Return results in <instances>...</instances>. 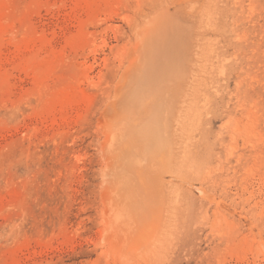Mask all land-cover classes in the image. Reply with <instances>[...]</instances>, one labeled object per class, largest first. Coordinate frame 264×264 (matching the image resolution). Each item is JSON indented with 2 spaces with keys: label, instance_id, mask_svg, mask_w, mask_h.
I'll use <instances>...</instances> for the list:
<instances>
[{
  "label": "rangeland",
  "instance_id": "1",
  "mask_svg": "<svg viewBox=\"0 0 264 264\" xmlns=\"http://www.w3.org/2000/svg\"><path fill=\"white\" fill-rule=\"evenodd\" d=\"M184 1L0 0V264H264V0ZM153 15L204 53L189 47L167 96L172 141L138 167L149 142L119 122L147 113L137 116L135 97L122 109L124 92L106 105Z\"/></svg>",
  "mask_w": 264,
  "mask_h": 264
},
{
  "label": "bare ground",
  "instance_id": "2",
  "mask_svg": "<svg viewBox=\"0 0 264 264\" xmlns=\"http://www.w3.org/2000/svg\"><path fill=\"white\" fill-rule=\"evenodd\" d=\"M186 1V0H185ZM184 1V2H185ZM186 7V6H185ZM160 8V7H159ZM198 9V8H197ZM200 9V8H199ZM185 10V9H184ZM155 11V10H154ZM178 11V10H177ZM153 12V11H152ZM188 12H190V11H188ZM166 13H167V11H166ZM197 13V12H196ZM174 14V13H173ZM181 14V13H180ZM183 15V14H182ZM188 15H191V14H188ZM187 15V16H188ZM157 15H155V17H156ZM167 16V15H166ZM184 16V15H183ZM173 17V16H172ZM202 17V16H201ZM145 18V17H144ZM153 18H154V15H153ZM152 18V19H153ZM158 19L156 20L155 18L153 19L154 21H157V22H155L154 23V21L151 19V20H149L150 21V24H149V21L146 23L148 26H147V28L145 27V29L144 30H141V32H140V35H139V32H138V34H137V44L139 43V44H142V45H140L141 47H139V45H137V47H135L134 49H132L130 52H129V55H128V59H127V63H128V65L126 66V64H125V66L123 67V69H122V71H121V74H120V76H119V78H118V80H117V82H116V84H115V88H114V96H113V98L111 99V100H109V102L107 103V105H106V110L107 111H109V109L110 108H112V106H114V104H115V101L114 100H116V97H117V94H120V93H122L123 94V92L124 93H126L127 94V96H124L123 97V95H121L120 96V98H124L123 100H125V98H127L128 97V99H126L127 101H120L119 103H120V107H122V109L124 108V109H127V108H129L130 107V112H131V108L133 109V106L131 107L130 105V103H132V101L130 102V99L131 100H133V98L135 97V99L137 100H135V102L133 103L135 106V108H136V110H134V112H137V116L138 115H140V113H138V112H141L143 115L142 116H145L144 114L145 113H147L146 115H147V118H146V116H145V118L146 119H144V118H141L140 116H139V118H141V119H144V120H138V121H132V120H123V122H119V123H123V127H119V125L117 124V123H115L114 121V119H113V124L116 126V127H119V128H122V129H124L126 132L128 131V132H132V134H134V136L138 139V141H139V139H140V142L142 143V141L141 140H143V141H146L150 146H148V144H146V143H143V144H138L137 146V148L139 149V147L141 146V149H142V145H147L148 146V149H144V150H140V152L138 151V149L137 148H134L135 146H133L132 147V145H131V149H137V151H135L136 153H135V155L132 157L134 160H135V162H136V164H138V165H140L141 164V162H142V166L140 165V166H138V167H143V165L145 166L147 163H148V161H150L151 159H149V158H156L157 156H156V150L155 149H157V148H162V147H159V146H163V151H164V145H162L163 143H165V141L166 140H162L163 139V137H164V135H165V132H166V130H165V127H164V124H166L165 123V120H164V115H166L168 112H171L172 110V105H171V103H170V105L167 103V96H168V94H169V96H170V94L172 95V94H175V92H174V88L176 87V86H178V79H177V74H178V76H180V73L181 72H179V70H180V63H182L183 64V62L185 61V59L188 61L189 59H187L186 58V54L188 53V50L192 47H194L195 49H196V47L199 49V50H201V52H203L204 53V50L202 51V47H201V45L198 43H195V44H190L191 43V40L192 39H190V42H189V38H191L192 36L191 35H193V33L191 34H189L188 33V31H186L185 33L183 32V31H181V29L179 28V24L176 22V21H174V22H172V19H171V23H173V24H171L170 23V21L169 20H167V21H169V22H167L161 15L160 16H158L157 17ZM184 18V17H183ZM184 20V19H183ZM146 21V20H145ZM151 21H153V24L151 23ZM183 22V21H182ZM184 23V22H183ZM182 23V24H183ZM186 23V22H185ZM145 24V23H144ZM152 24V25H151ZM181 24V25H182ZM200 24V23H199ZM186 25V24H185ZM184 24H183V26H185ZM192 25V24H191ZM194 25V24H193ZM139 26V25H138ZM146 26V25H145ZM142 27V26H141ZM188 28H189V26H187ZM191 27V26H190ZM139 28V27H138ZM137 28V29H138ZM186 28V27H185ZM190 30H191V28H189ZM136 30V29H135ZM200 31H201V29H200ZM184 33V36H185V38H187V39H183V34L182 33ZM195 34V33H194ZM136 35V34H135ZM199 36V35H198ZM197 36V37H198ZM195 37V36H194ZM197 37H195V38H197ZM136 38V37H135ZM134 38V39H135ZM199 39V38H198ZM196 40V39H195ZM136 41V40H135ZM133 42H134V40H133ZM194 42V41H193ZM192 42V43H193ZM135 43V42H134ZM131 44V43H130ZM130 44H128V45H130ZM193 45V46H192ZM133 46H135V45H133ZM129 47V46H128ZM190 47V48H189ZM128 50L129 49H127V52H128ZM132 51H135L136 53H137V56H136V54H135V58H130V55L131 54H133L134 52H132ZM126 52V53H127ZM194 52V51H193ZM200 52V51H199ZM197 56V55H196ZM195 56V54H194V57H196ZM132 57H134V55H132ZM187 57H188V54H187ZM127 58V57H126ZM132 59V60H131ZM192 59V58H191ZM198 59V58H197ZM192 61V60H191ZM190 62V61H189ZM187 63V62H186ZM185 63V64H186ZM196 63V62H195ZM179 64V65H178ZM184 64V65H185ZM198 64V63H197ZM177 65L179 66V68L177 67ZM187 65V64H186ZM190 65V64H189ZM188 68L190 69L191 67H189L188 66ZM187 68V69H188ZM195 68V67H194ZM185 67H184V70H183V72L185 71V70H187ZM188 69V70H189ZM192 69H193V67H192ZM187 70V71H188ZM129 71H132V72H130V74H131V77L129 78L128 77V79L126 78V76H127V74L126 73H129ZM191 71V70H190ZM190 71H188L190 74H191V72ZM139 72H141L140 74L142 75V76H139L140 78L139 79H137L138 78V76L136 77H132V75H133V73H135V75H137L136 73H139ZM188 72H186V73H188ZM185 73V72H184ZM184 73H183V75H184ZM185 73V74H186ZM188 73V74H189ZM193 73V72H192ZM129 74V75H130ZM140 74H138V75H140ZM182 74V73H181ZM181 76L182 78L184 77V76ZM189 77V76H188ZM179 79H180V77H178ZM138 80V81H137ZM190 80V79H189ZM136 82L138 83L137 85H136ZM136 85V86H135ZM183 86V85H182ZM185 87V86H184ZM183 87V88H184ZM186 88V87H185ZM185 90V89H184ZM172 92V93H171ZM174 92V93H173ZM187 92V91H186ZM179 93V92H178ZM184 93V92H183ZM182 94V93H181ZM129 95V96H128ZM168 96V97H169ZM132 97V98H131ZM139 97V98H138ZM169 99L170 98H168V102H169ZM120 100V99H119ZM172 100V99H171ZM170 100V101H171ZM179 100H180V98H179ZM118 101V100H117ZM116 101V102H117ZM175 101H178L177 99L175 100ZM173 102V101H172ZM177 104H178V102H176ZM184 104V103H183ZM117 105V104H116ZM174 105V104H173ZM171 108H170V107ZM178 106V105H177ZM180 106H181V104H180ZM183 106V105H182ZM134 108V109H135ZM174 109H175V107H174ZM178 109V110H177ZM106 110H105V112H106ZM176 110H177V115H179V112L181 111L180 110V108H176ZM186 110V109H185ZM122 111V110H121ZM173 111H175V110H173ZM118 112H120V110L118 111ZM130 112H128V114L130 113ZM123 113H124V111H123ZM175 114L174 112H171V114ZM186 113V112H185ZM127 113H126V111H125V115H126ZM134 114H136V113H133L132 115L134 116ZM130 116H131V113L129 114ZM128 115V117L127 118H129V119H131L130 118V116ZM105 116V115H104ZM103 116V117H104ZM113 116V115H112ZM117 116V115H116ZM168 116V115H167ZM180 116V115H179ZM132 117V116H131ZM136 117V116H135ZM168 117H170V116H168ZM171 117H172V115H171ZM171 117H170V119H171ZM174 117V116H173ZM124 118V117H123ZM137 119H138V117H136ZM166 118V117H165ZM178 118V117H177ZM104 119V118H103ZM106 119V118H105ZM120 119V118H119ZM122 119V118H121ZM136 119V120H137ZM170 119H169V122H170ZM104 121V120H103ZM110 121H112V120H110ZM117 121V120H116ZM122 121V120H121ZM173 121H174V119H173ZM177 121V120H176ZM168 122V123H169ZM104 123V122H103ZM172 122H170V124H171ZM122 124H120V126H121ZM108 126L109 125H107V128H108ZM171 126V125H170ZM113 127V126H112ZM136 127V128H135ZM169 127V126H168ZM172 127V126H171ZM106 129V128H105ZM114 129V128H113ZM112 129V130H113ZM116 129V128H115ZM114 129V130H115ZM134 129H136L135 131H133ZM119 132H120V130L119 129H117ZM169 130V131H168ZM104 131V130H103ZM107 131H108V129H107ZM118 131H117V134H119L118 133ZM125 131L123 132L122 131V133H120V135L121 134H123V133H125ZM167 131L170 133V128L169 129H167ZM115 132V131H114ZM116 133V132H115ZM114 134V133H113ZM112 133H111V131L110 132H105V137H104V142H105V146H104V149L103 150H108L109 148H111L112 147V142H113V138H114V135H113ZM173 134V133H172ZM169 135V134H168ZM119 136V135H118ZM118 136H116V137H118ZM126 136V135H125ZM130 136V135H129ZM172 136V135H171ZM119 137H122L123 138V140H125L124 139V134H123V136H119ZM118 137V138H119ZM170 137V136H169ZM168 139V136H167V134H166V136L164 137V139ZM171 138V137H170ZM120 139V138H119ZM130 139V138H129ZM132 139V138H131ZM121 140V139H120ZM123 140H121L122 142H123ZM172 141L171 139H168L167 141ZM119 141V140H118ZM126 141V140H125ZM134 141H136L135 140V138H134ZM120 142V141H119ZM121 142V143H122ZM128 142V141H127ZM114 143H116V141H114ZM125 143V142H124ZM167 143V142H166ZM172 143V142H171ZM174 143V142H173ZM117 144V143H116ZM167 144H170V143H167ZM110 145H111V147H110ZM118 145V144H117ZM130 145V144H129ZM140 145V146H139ZM115 147H116V145H114ZM146 146V147H147ZM165 146H166V144H165ZM121 147V146H120ZM145 147V146H144ZM174 147V146H173ZM171 148L170 146H169V148H167V149H173L174 150V148ZM118 148V147H117ZM151 149V150H150ZM167 149H165V150H167ZM111 150V149H110ZM114 150H116L117 151V149H114ZM146 150V151H145ZM109 151V150H108ZM108 151H107V154H108ZM155 151V152H154ZM161 151V150H160ZM170 151V150H169ZM124 153H125V151H123ZM162 152V151H161ZM161 152H160V154H161ZM165 152V151H164ZM172 152V151H171ZM175 151H173L172 153H174ZM114 153V152H113ZM117 153V152H116ZM118 153H119V151H118ZM134 153V152H133ZM154 153H155V155H154ZM106 154V153H105ZM111 154V153H110ZM126 154V153H125ZM165 154V153H164ZM115 155V154H114ZM127 155V154H126ZM126 155H125V157L124 158H131V157H129V156H131V155H129V156H127L126 157ZM154 155V156H153ZM106 156H109V154L108 155H106ZM121 156V155H120ZM160 156V158L162 159V155H159ZM165 155H163V157H164ZM170 156V155H169ZM176 155H174L173 157L172 156H170L169 158H174ZM113 157V156H112ZM111 157V158H112ZM120 158V157H119ZM127 158V159H128ZM166 158V157H165ZM164 158V159H165ZM176 158V157H175ZM121 159V158H120ZM119 159V160H120ZM123 159V158H122ZM149 159V160H148ZM167 159H168V157H167ZM109 160V159H108ZM131 159H129L128 161H130ZM148 160V161H147ZM154 160V159H153ZM153 160H151L149 163H151ZM156 160V159H155ZM170 159H168V161H169ZM174 160H178V159H174ZM118 161V160H117ZM121 161V160H120ZM125 161H126V159H125ZM127 161V162H128ZM145 161V163H143ZM146 161H147V163H146ZM165 161V160H164ZM171 161V160H170ZM122 162V161H121ZM120 162V163H121ZM123 162H124V159H123ZM122 162V163H123ZM154 162V161H153ZM156 162V161H155ZM158 162V161H157ZM156 162V163H157ZM172 162V161H171ZM128 163H131V161L130 162H128ZM148 163V164H149ZM155 163V164H156ZM170 163V162H169ZM152 164V163H151ZM151 164L150 165H146V166H151ZM154 164V163H153ZM172 164H174L173 162H172ZM175 164H177L176 162H175ZM178 164H179V162H178ZM123 165V164H122ZM125 165V164H124ZM133 165H135V163L133 164ZM161 165V164H160ZM167 165H169V164H167ZM128 166V165H127ZM145 166V167H146ZM154 166H156V165H154ZM157 166H158V164H157ZM175 166V165H174ZM173 166V167H174ZM179 166V165H178ZM114 167V166H113ZM125 167V166H124ZM128 167H131V165L130 166H128ZM135 167H137V166H134V168ZM152 167V166H151ZM150 167V168H151ZM168 167V166H167ZM176 167V166H175ZM105 168L107 169V166L105 165ZM112 168V167H111ZM118 168V167H117ZM133 168V169H134ZM148 169H149V167H147ZM170 168H172V166L170 167ZM120 169V168H119ZM123 169V168H122ZM121 169V170H122ZM155 169H156V167H155ZM161 169V168H160ZM159 169V170H160ZM167 169H169V168H167ZM177 169V168H176ZM176 169H174L173 168V172H174V170H176ZM108 170H110L109 168H108ZM111 170H113V168L111 169ZM115 170H118V169H115ZM132 170V169H131ZM143 170H146V169H143ZM159 170H157V171H159ZM105 171V170H104ZM107 171V170H106ZM120 171V170H119ZM169 171H171L172 172V170L170 169ZM109 172V171H108ZM115 172V171H114ZM117 172V171H116ZM127 171L125 170V172L123 171V173H126ZM171 172H169V173H171ZM110 173V172H109ZM123 173H122V175H123ZM129 173V172H128ZM161 173H164L163 171H161ZM127 174V173H126ZM125 174V175H126ZM132 174V173H131ZM148 174L149 173H147L146 175L148 176ZM150 174H151V172H150ZM154 174H155V172H154ZM166 174V173H165ZM172 174V173H171ZM111 175H112V172H111ZM116 175V174H115ZM122 175H121V177H122ZM151 175H153V173L151 174ZM161 175V174H160ZM173 175V174H172ZM120 175L118 174L117 175V177H119ZM124 176V175H123ZM142 176V175H141ZM140 176V177H141ZM147 176H146V180H148L147 179ZM163 176V175H162ZM165 176V175H164ZM174 176V175H173ZM105 177V176H104ZM113 177L115 178V176L113 175ZM130 177H134V175H132V176H130ZM137 177V176H136ZM136 177H134V178H130V179H135ZM145 177V176H144ZM155 177V176H154ZM157 177V176H156ZM155 177V178H156ZM126 178V177H125ZM152 178V177H151ZM170 178V177H169ZM173 178V177H172ZM113 179V178H112ZM111 179V180H112ZM119 179H121V178H119ZM166 179V178H165ZM113 180H115V179H113ZM122 180H124V181H122ZM122 182H126L125 181V179L124 178H122ZM126 180H128V175H127V179ZM138 180V179H137ZM142 180H144V178H142ZM163 180V179H162ZM117 181V180H116ZM121 181H118V182H121ZM131 181V180H130ZM145 181V180H144ZM151 182H152V180H150ZM170 181V180H169ZM108 182H111L110 180L108 181ZM117 182V183H118ZM146 182V181H145ZM144 182V183H145ZM183 182V181H182ZM129 183V187L130 186H136V185H138V184H136L135 183V181L133 182V183H135L134 185H130V183L131 182H128ZM133 183H131V184H133ZM148 182H146V184H147ZM154 183V182H153ZM165 183H167V182H165L164 181V184ZM112 184H115V182L114 183H112ZM123 183H121V185H122ZM156 184V183H155ZM154 184V185H155ZM163 184V183H162ZM107 185V184H106ZM117 186H116V188L118 187V186H120V184L118 185V184H116ZM126 185H128V184H125V186H123V187H125L126 188ZM140 185V184H139ZM114 186V185H113ZM135 186H134V188H135ZM166 186V185H165ZM191 186V185H190ZM115 187V186H114ZM129 187H127L128 189H131V188H129ZM136 187H138V186H136ZM140 187V186H139ZM149 187H150V185H149ZM111 188V187H110ZM126 188V189H127ZM133 188V189H134ZM169 188V187H168ZM120 189V188H119ZM122 189V188H121ZM132 189V191H131V193L132 192H136L137 193V190L136 191H134ZM136 189V188H135ZM139 190H141V189H139ZM138 190V191H139ZM119 191V190H118ZM121 191V190H120ZM147 191H148V189H147ZM167 191H169V190H167ZM126 193H127V191H125ZM150 192V191H149ZM198 192V191H197ZM110 193V192H109ZM126 193H121L122 195L124 194H126ZM142 192H138L137 194L139 195V194H141ZM167 193V192H166ZM169 193V192H168ZM128 194L130 195V193L128 192ZM133 194V193H132ZM132 194L129 196V197H134V196H132ZM200 194V193H199ZM111 195V194H110ZM113 195V194H112ZM147 195H148V192H147ZM166 195V194H165ZM169 195H170V193H169ZM118 196V195H117ZM202 196V195H201ZM146 197V196H145ZM170 197V196H169ZM211 197V196H210ZM118 198H119V196H118ZM117 198V199H118ZM120 198H122L121 196H120ZM123 198H124V196H123ZM125 198H126V196H125ZM135 198H137V196H135ZM134 198V199H135ZM139 198V197H138ZM137 198V199H138ZM141 198H142V196H141ZM131 199V198H130ZM144 199V198H143ZM143 199H138V200H140L141 202H142V200ZM157 199H159V198H156L155 200H157ZM160 199H163V198H160ZM166 199H168L167 197H166ZM165 199V200H166ZM213 199V198H212ZM126 200H128L127 198H126ZM110 201V200H109ZM118 201H122L121 203L124 205V203H125V200L123 199H121V200H118ZM124 201V202H123ZM133 201H136L137 202V200L135 199V200H133L132 199V203H134ZM139 201V202H140ZM148 201V199L145 201V202H147ZM149 201H150V199H149ZM170 201V200H169ZM144 202V203H145ZM151 202V201H150ZM163 202H166V201H163ZM171 202V201H170ZM127 203H130V200H129V202H127ZM138 203V202H137ZM155 203H158V201L156 202L155 201ZM159 203H161V202H159ZM169 203V202H168ZM167 203V204H168ZM126 204V203H125ZM136 204V203H135ZM135 204H134V206L133 205H131V208H134V207H136L135 206ZM142 204V203H141ZM154 204V203H153ZM166 204V205H167ZM170 204V203H169ZM144 205H146V204H144ZM148 205H150V204H148ZM152 205V204H151ZM125 206V209H126V206H128V208H130V204H128V205H124ZM138 207V206H137ZM148 209H149V207L148 206H146ZM156 207V206H155ZM164 207V206H163ZM109 208V207H108ZM120 208V207H119ZM127 208V209H128ZM165 208V207H164ZM118 209V208H117ZM122 209H123V207H122ZM124 209V210H125ZM135 209V208H134ZM158 209V208H157ZM169 208H167V210H168ZM105 210V209H104ZM130 210V209H129ZM133 210V209H132ZM135 210H137V208L135 209ZM139 210V209H138ZM143 210V209H142ZM140 211V210H139ZM154 211V210H153ZM163 211H166V210H163ZM121 212V211H120ZM128 212V211H127ZM144 213H145V211H144ZM113 214H115V213H113ZM120 214V213H119ZM150 214H153L152 212L150 213ZM116 215V214H115ZM121 215H122V217H124L125 219H126V221L130 224V225H132V219H134V218H132L133 216H132V213H131V216L132 217H130L129 215H127L126 214V212H121ZM135 215H136V213H135ZM135 215H134V217H135ZM144 215V214H143ZM146 215V214H145ZM145 215L143 216L144 218H145V220L147 219L146 217H145ZM149 215V214H148ZM128 216H129V218L131 219H129L128 218ZM140 216H141V218H142V215H141V213H140ZM139 216V214L136 216V217H140ZM147 216V215H146ZM150 216V215H149ZM149 216H147V217H149ZM152 217L154 216V215H151ZM163 216H164V214H163ZM166 216H168V214L166 215ZM165 216V217H166ZM114 218V217H113ZM140 219V218H139ZM143 219V218H142ZM153 219H155V216L153 217ZM138 220V219H137ZM144 220V219H143ZM147 220H149V219H147ZM134 221H136V218H135V220ZM153 221V220H152ZM156 221V220H155ZM167 220H165L164 222H166ZM114 222H115V220H114ZM143 222V221H142ZM119 223V222H118ZM134 223V222H133ZM135 223H137V222H135ZM134 223V224H135ZM145 223L147 224V221H145ZM150 223H151V220H150ZM154 223V222H153ZM132 225L133 227L135 226V225ZM139 224H141L140 222L139 223H137L136 224V229H137V232H139V233H141V228L140 227H138L137 225H139ZM149 224V223H148ZM150 225V224H149ZM148 225V226H149ZM156 225V224H155ZM106 226V225H105ZM114 226H116V225H114ZM142 226V225H141ZM148 226H147V228H148ZM154 227V226H153ZM105 229H107L106 227H105ZM112 229V228H111ZM149 229H151V228H149ZM163 229H164V227H163ZM108 230V229H107ZM106 230V231H107ZM153 230V229H152ZM112 230H110L109 232L110 233H112L111 232ZM133 231V230H132ZM143 231V230H142ZM160 231V230H159ZM163 231V230H162ZM157 232V231H156ZM109 233V234H110ZM136 234V235H140V234ZM149 233H150V231H149ZM148 233V234H149ZM158 234H159V232H158ZM124 235V234H123ZM134 235V234H133ZM128 236V235H127ZM135 236V235H134ZM134 236H129V238H128V240H130V238H133ZM145 236V235H144ZM151 236V235H150ZM125 237V236H124ZM138 238H140L139 236H137ZM136 237V238H137ZM147 237V236H146ZM143 239V238H142ZM117 240V239H116ZM127 240V241H128ZM132 240V239H131ZM133 240L135 241L136 239H134L133 238ZM139 240V239H138ZM115 241V240H114ZM147 243H148V241H147V239L145 240ZM150 241V240H149ZM107 242V241H106ZM110 242V241H109ZM140 242V241H139ZM108 243V242H107ZM126 243V242H125ZM137 243H138V241H137ZM150 243V242H149ZM109 244V243H108ZM116 244H117V241H116ZM121 244V243H120ZM133 245V242L132 241H130L129 242V245ZM142 244H144L143 242H141V245ZM146 244V243H145ZM150 244H152V242L150 243ZM149 244V248H151L150 245ZM156 244V243H155ZM158 244V243H157ZM110 245V244H109ZM108 245V246H109ZM137 246V244H134V246ZM153 245V244H152ZM111 246V245H110ZM127 246H128V244H127ZM138 246H140L139 245V243H138ZM143 246V245H142ZM145 246V245H144ZM148 248V247H147ZM112 250V249H111ZM150 250V249H149ZM114 251V250H113ZM118 252V251H117ZM137 252H139V251H137ZM133 254V253H132ZM132 254H130V255H132ZM135 254V253H134ZM137 254V253H136ZM118 255V254H117ZM135 256V255H134ZM123 257V256H122ZM128 257V256H127ZM122 261H123V258H122Z\"/></svg>",
  "mask_w": 264,
  "mask_h": 264
}]
</instances>
